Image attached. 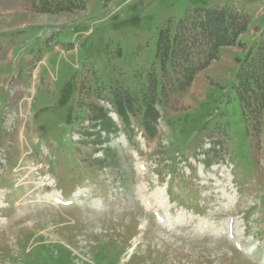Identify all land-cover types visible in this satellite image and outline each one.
Wrapping results in <instances>:
<instances>
[{
	"label": "rangeland",
	"instance_id": "obj_1",
	"mask_svg": "<svg viewBox=\"0 0 264 264\" xmlns=\"http://www.w3.org/2000/svg\"><path fill=\"white\" fill-rule=\"evenodd\" d=\"M69 1L0 0V264H264V0ZM215 9L247 29L178 91L158 39Z\"/></svg>",
	"mask_w": 264,
	"mask_h": 264
},
{
	"label": "trees",
	"instance_id": "obj_2",
	"mask_svg": "<svg viewBox=\"0 0 264 264\" xmlns=\"http://www.w3.org/2000/svg\"><path fill=\"white\" fill-rule=\"evenodd\" d=\"M50 1L41 0V8L50 6ZM73 5L70 0L66 10L69 11ZM242 19L227 10H209L190 25H181L176 35H160L156 57L162 71L165 72V65L169 63L172 72L180 77L176 84L178 91L191 85L197 72L215 60L221 47L235 45L247 29L248 21L240 22ZM237 78V95L243 108L255 111L256 106L259 111H264V42L254 56L249 55L244 61Z\"/></svg>",
	"mask_w": 264,
	"mask_h": 264
},
{
	"label": "bare ground",
	"instance_id": "obj_3",
	"mask_svg": "<svg viewBox=\"0 0 264 264\" xmlns=\"http://www.w3.org/2000/svg\"><path fill=\"white\" fill-rule=\"evenodd\" d=\"M41 168H39V169H35V170H37L36 172H39V170H40ZM41 172V171H40ZM227 176V175H226ZM226 181H225V185H224V187L227 189V188H229L230 189V185H231V182H229V180H228V178H226L225 179ZM224 182V181H223ZM41 186V191H39L40 192V194H44V193H46L51 187H54L53 186V184L51 183V179H49L48 177L47 178H43V183H42V185H40ZM39 186V187H40ZM40 189V188H39ZM77 195H79L78 193L76 194V196ZM233 198V195L230 197V196H227V199L230 201L231 199ZM57 199H58V196L56 195V194H51V195H48V196H45V197H43L42 199H40L38 202L40 203V204H50V205H53V206H56V204H55V202L57 201ZM38 203V204H39ZM49 205V206H50ZM230 203L228 204V210H229V212L231 211L230 210ZM149 213V212H148ZM163 222H165V221H163ZM203 226V223H201V225H200V227L201 228H203L202 227ZM164 227H165V229H166V232L168 233H173V230L172 229H170V228H168L166 225H164ZM200 232V230H194V235H197L198 233Z\"/></svg>",
	"mask_w": 264,
	"mask_h": 264
}]
</instances>
